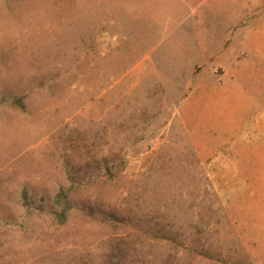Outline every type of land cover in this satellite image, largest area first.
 I'll list each match as a JSON object with an SVG mask.
<instances>
[{
	"label": "rangeland",
	"instance_id": "374dc122",
	"mask_svg": "<svg viewBox=\"0 0 264 264\" xmlns=\"http://www.w3.org/2000/svg\"><path fill=\"white\" fill-rule=\"evenodd\" d=\"M0 264H264V0H0Z\"/></svg>",
	"mask_w": 264,
	"mask_h": 264
},
{
	"label": "crops",
	"instance_id": "0c3cea01",
	"mask_svg": "<svg viewBox=\"0 0 264 264\" xmlns=\"http://www.w3.org/2000/svg\"><path fill=\"white\" fill-rule=\"evenodd\" d=\"M232 61H233V62H232V63H233V66H234L235 69H236V67L239 65V62H237L238 60L234 59V60H232ZM232 76H235V80H234V82H237V80H236L237 73L234 72V73L232 74ZM226 97H229V96H226ZM226 97L223 96V95L220 96V98H223V99L226 98Z\"/></svg>",
	"mask_w": 264,
	"mask_h": 264
}]
</instances>
